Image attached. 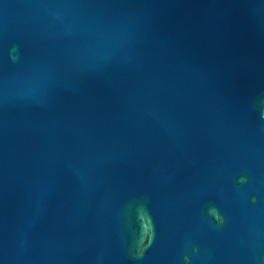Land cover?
Wrapping results in <instances>:
<instances>
[{
  "label": "water",
  "instance_id": "95a60500",
  "mask_svg": "<svg viewBox=\"0 0 264 264\" xmlns=\"http://www.w3.org/2000/svg\"><path fill=\"white\" fill-rule=\"evenodd\" d=\"M0 264H264V0H0Z\"/></svg>",
  "mask_w": 264,
  "mask_h": 264
}]
</instances>
